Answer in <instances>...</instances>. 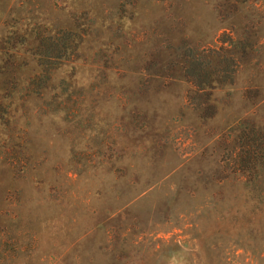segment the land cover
Returning a JSON list of instances; mask_svg holds the SVG:
<instances>
[{"label": "rangeland", "instance_id": "1", "mask_svg": "<svg viewBox=\"0 0 264 264\" xmlns=\"http://www.w3.org/2000/svg\"><path fill=\"white\" fill-rule=\"evenodd\" d=\"M0 264H264V0H0Z\"/></svg>", "mask_w": 264, "mask_h": 264}, {"label": "trees", "instance_id": "2", "mask_svg": "<svg viewBox=\"0 0 264 264\" xmlns=\"http://www.w3.org/2000/svg\"><path fill=\"white\" fill-rule=\"evenodd\" d=\"M201 57L192 56L185 59L184 72L185 75L190 79L193 88L196 91V85L202 84L204 80H208L207 87L213 88V82L221 84L225 81L232 80V72H235L237 65L234 63L231 65L232 69L230 74L223 75L222 73L227 72L226 60H231L233 55L230 53L229 46L223 45L220 47H208L201 51ZM224 79V80H223ZM251 154V155H250ZM249 161L254 160V153L249 152Z\"/></svg>", "mask_w": 264, "mask_h": 264}]
</instances>
